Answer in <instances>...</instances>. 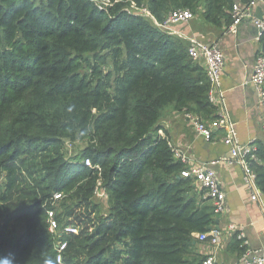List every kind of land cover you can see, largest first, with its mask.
<instances>
[{
  "label": "trees",
  "instance_id": "16d2710c",
  "mask_svg": "<svg viewBox=\"0 0 264 264\" xmlns=\"http://www.w3.org/2000/svg\"><path fill=\"white\" fill-rule=\"evenodd\" d=\"M108 1L0 0V261L205 258L197 236L217 215L204 191L181 176L185 165L159 134V121L170 106L203 121L216 118L217 107L187 47L129 6L147 7L157 21L188 9L227 28L233 4L251 0ZM75 142L83 146L71 155L67 144ZM254 154L249 167L264 194V141H256ZM98 188L102 202L94 197ZM50 211L59 232L48 230ZM66 224L77 233L62 232Z\"/></svg>",
  "mask_w": 264,
  "mask_h": 264
},
{
  "label": "crops",
  "instance_id": "0c3cea01",
  "mask_svg": "<svg viewBox=\"0 0 264 264\" xmlns=\"http://www.w3.org/2000/svg\"><path fill=\"white\" fill-rule=\"evenodd\" d=\"M253 12L259 17L264 16V0L255 4ZM170 35L182 47H187V36L219 45L224 54L221 77L224 102L218 106L216 118L224 116L242 144L255 146L256 141H264V105L251 85L246 83L256 58L263 52L264 41L258 36L257 29L245 21L238 26L236 33H230L226 26L213 25L200 14H195L188 22L173 26ZM197 64L203 68L202 61H197ZM216 118L204 121L208 123ZM159 123V134L167 137L192 163L220 160L214 169L226 196L225 210L217 215L212 228L218 233L219 243L215 247L208 241H202L198 252L205 256L216 248L215 257L220 264H242L240 257L243 252L234 249L236 243L245 250H254L260 248L264 241V194L258 187L255 189L245 182L244 169L240 164L226 165L224 162L228 157V147L223 144V127L213 132L211 140H205L197 135L185 114L171 106L165 108ZM253 194L256 195L255 200L251 199ZM229 225H233L235 231L229 230ZM238 233L243 234V240L237 239Z\"/></svg>",
  "mask_w": 264,
  "mask_h": 264
},
{
  "label": "built area",
  "instance_id": "2783aa9c",
  "mask_svg": "<svg viewBox=\"0 0 264 264\" xmlns=\"http://www.w3.org/2000/svg\"><path fill=\"white\" fill-rule=\"evenodd\" d=\"M263 0H251L246 5H241L235 3L232 6V21L227 27V31L230 33H236L238 26L242 22H250L258 31V36L264 32V16L259 17L254 14L253 8L257 2ZM100 5H109L108 0H98ZM129 9L132 12H135L139 15L144 16L150 20L153 25L165 31L167 33L172 32V27L185 23L191 20L194 17V14L188 9H179L168 14V16L162 20L157 21L151 11L145 6H137L135 3L131 2ZM187 44V53L193 61H202L203 69L205 71L206 77L209 82V89L207 93L208 100L215 104L218 108L219 105H223V90H221V77L224 68V54L216 42H205L200 40L195 36L186 37ZM246 83H249L253 90L258 95L260 102L264 105V52L258 55L255 60L252 73L249 76V79ZM187 120L192 125L194 131L197 135L203 137L205 140H211L213 132L219 127L225 129V135L223 137V144L228 147V157H226L224 162L226 165L240 164L244 169V180L246 183L255 186V174L251 171L249 167V159H256L254 154L255 146L254 145H245L239 142L236 136V132L227 119L222 116L216 118V120L211 122H205L200 119L197 115L192 113L183 112ZM174 151V155L179 159L184 165L185 168L181 171V176L185 178H190L195 185H198L202 188L203 198L209 199L212 206L214 207V213L220 215L225 210V200L226 196L224 191L221 188L220 181L217 177V173L214 169V166L220 162V160L215 159L207 163H197L194 164L191 162V159L186 156L182 151L177 149L170 143ZM83 165L90 167L91 160L85 158L82 161ZM94 197L97 199V202H102L106 198V194L99 188L94 191ZM61 196L60 193H54L53 198L59 199ZM251 199L255 200L256 195H251ZM54 211L48 213V230L51 233L59 232L58 222L54 218ZM229 230L235 231L233 225H229ZM62 232L77 233V227L73 224H66L63 226ZM199 241H208L211 245L217 246L219 243L218 233L213 229L210 231L199 234ZM237 239L243 240V234L238 233ZM66 248V241H57L55 244V250L57 252L56 260L61 262L62 253ZM216 248H214L213 253L205 255V258L202 260L201 264H220L215 257ZM242 264H264V241L262 246L258 249H247L240 257Z\"/></svg>",
  "mask_w": 264,
  "mask_h": 264
},
{
  "label": "rangeland",
  "instance_id": "374dc122",
  "mask_svg": "<svg viewBox=\"0 0 264 264\" xmlns=\"http://www.w3.org/2000/svg\"><path fill=\"white\" fill-rule=\"evenodd\" d=\"M82 146H83V143L82 142H75V143H69V144H67V147L69 148L70 152H72L71 155H73V154L77 153L79 150H81ZM0 179H1V175H0ZM97 199L98 198H96L95 200L97 201ZM104 208H105V205H102L100 207V210L101 211H104Z\"/></svg>",
  "mask_w": 264,
  "mask_h": 264
},
{
  "label": "clouds",
  "instance_id": "9594fccd",
  "mask_svg": "<svg viewBox=\"0 0 264 264\" xmlns=\"http://www.w3.org/2000/svg\"><path fill=\"white\" fill-rule=\"evenodd\" d=\"M0 264H10V262L5 259L3 261H0ZM49 264H51V262H49Z\"/></svg>",
  "mask_w": 264,
  "mask_h": 264
},
{
  "label": "water",
  "instance_id": "95a60500",
  "mask_svg": "<svg viewBox=\"0 0 264 264\" xmlns=\"http://www.w3.org/2000/svg\"><path fill=\"white\" fill-rule=\"evenodd\" d=\"M262 51L264 52V44H263V48H262Z\"/></svg>",
  "mask_w": 264,
  "mask_h": 264
}]
</instances>
